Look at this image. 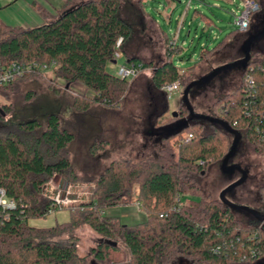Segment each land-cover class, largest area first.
Segmentation results:
<instances>
[{
	"label": "trees",
	"instance_id": "obj_1",
	"mask_svg": "<svg viewBox=\"0 0 264 264\" xmlns=\"http://www.w3.org/2000/svg\"><path fill=\"white\" fill-rule=\"evenodd\" d=\"M252 1L260 7L253 17L258 26L264 16V0ZM122 8V0H64L55 16L42 11L45 21L40 26L11 27L0 19V68L5 70L13 63L46 64L56 85L78 84L91 93L74 100L77 111L85 113L93 106L118 108L135 80L122 79L107 70L109 63L116 62L119 45L134 36ZM140 11L144 12L142 8ZM240 38L237 33L230 35L215 49L204 52L194 67L204 60V54H219ZM166 44V57L157 65L136 57H126L125 64H139L142 71L152 69L153 89L162 95L166 85L179 83L183 88L182 79L194 68L178 67L172 57L181 47L170 41ZM229 72L239 81L231 92L217 99L209 116L237 130L241 144L264 157L258 133L264 134V41L253 48L248 67L222 73L223 82ZM33 75L0 85V91L14 90L17 83ZM249 76L255 80L254 90L246 85ZM194 80L185 81L190 84ZM27 98L33 97L29 93ZM177 114V122L161 128L162 142L158 141L161 145L174 140L176 153L169 144L153 157L133 160L120 156L111 160L97 178L92 202L70 210L66 222L38 228L30 221L61 211L42 195V190L57 175L74 176L68 147L75 136L62 126L57 114H50L45 125L32 119L7 127V113L0 111V188L15 203L0 226V264H108L119 244L129 256L128 264H258L263 260L264 224L246 211L237 213L219 201L198 195L202 172L221 163L230 150L232 137L208 121L190 119L185 108ZM183 120L188 124L180 130L178 121ZM108 145L105 139L96 141L91 151L95 155ZM135 185V200L146 218L124 225L120 217L107 215L106 211L132 202ZM190 194L200 197V201L195 205L183 203L182 198ZM261 196L264 202V185ZM82 224L101 238L99 245L91 249L94 262L79 255L74 235L68 240L59 239ZM253 235L257 237L250 241ZM217 245L223 246V252L212 251ZM248 249L260 256L243 261Z\"/></svg>",
	"mask_w": 264,
	"mask_h": 264
},
{
	"label": "rangeland",
	"instance_id": "obj_2",
	"mask_svg": "<svg viewBox=\"0 0 264 264\" xmlns=\"http://www.w3.org/2000/svg\"><path fill=\"white\" fill-rule=\"evenodd\" d=\"M13 1L0 0V19L11 24L9 21L15 19V15L18 17L27 15L30 22L34 21L32 24L35 25H31V27L44 24L45 20L40 15L36 20L30 14V10L37 14L39 0H19L11 6L4 7ZM50 2L55 5V0H50ZM125 2L126 0L123 2L125 8L122 13L134 31L129 45L143 54L141 59L155 65L163 62L166 55L164 56L162 51H167L168 48L159 35L154 32L153 27H146L147 33H141L140 22L139 24L137 22L139 19L137 16L141 15L140 9L134 7L127 11ZM186 4L187 0H144L146 13L155 18L161 31L168 34L171 40L175 39L176 45L183 48L182 55L173 58V62L181 69L187 70L194 67L204 52L215 49L232 34L237 33L244 38L246 33L238 32L234 23L235 16H239L244 9L242 0H194L192 7L185 11ZM199 4L200 7H198ZM195 10L209 18L208 25L201 18L200 13H198L199 17L195 16ZM185 13H187L186 16H184ZM183 16L184 19L186 18L184 24L179 20ZM243 38L236 40L235 44L232 43L219 54H204V60L185 74L181 81L183 88L181 87L170 97L153 89L151 83L153 70L149 69L141 71L131 82L120 107L105 110L101 106H93L88 112L83 113L74 108V100L82 96H92L91 93L78 84L70 87H66L64 84L56 85L52 82V72L46 70L43 74L38 73L23 79L16 84L14 90L0 91V111L3 110L7 113L4 117L7 127L32 119H38L45 125L50 114H57L61 119L62 126L75 136L74 141L68 147L74 176H69L68 179L57 175L53 177V182L58 183L62 178H66L74 185L95 187L98 176L110 161L117 157L141 160L153 157L157 152H160L162 146L167 147L169 144V149L176 153L172 146L174 140H171L169 144L165 141L161 145L158 144V141L162 142L159 138L162 133L161 128L178 120L177 113L180 114L185 108L182 93L184 88L189 85L185 80L198 79L214 68L238 59ZM124 64L126 61L118 59L116 63H109L107 70L118 76V72ZM238 81L230 72L226 76L225 82L217 78L211 85L192 95L190 100L193 108L197 113L211 115L217 99L231 92ZM29 93L33 97L31 100L27 98ZM174 114L177 116L174 117ZM149 133H152L153 136H148ZM103 139L108 141V147L94 155L91 151L92 145ZM234 162L248 169L250 177L246 183L237 187L235 195H233L235 197L228 199L264 214V202L261 198L264 185V157L255 153L247 144L242 143L234 157ZM221 174L220 164H212L205 172H202V176H200L202 179L199 178L198 182L201 192L199 191L198 195L203 198L209 197V201L221 202L220 194L229 184L228 179ZM137 191L138 187L135 185L133 201L128 205L110 208L106 214L120 217L124 225L145 220L146 215L135 200ZM199 201L200 197L191 194L182 198V202L187 205H195ZM60 210L50 214L46 219L32 220L30 225L43 228L68 221L71 209ZM238 215V219H242V216ZM249 215L256 219L253 215ZM71 235L78 239L77 251L79 255L87 256L89 263L94 262L91 249L99 245L101 238L88 226L82 224L73 233L65 232L59 239L68 240ZM110 261L108 264L129 263V256L120 244L117 252H111ZM96 264L102 263L96 262Z\"/></svg>",
	"mask_w": 264,
	"mask_h": 264
},
{
	"label": "built area",
	"instance_id": "obj_3",
	"mask_svg": "<svg viewBox=\"0 0 264 264\" xmlns=\"http://www.w3.org/2000/svg\"><path fill=\"white\" fill-rule=\"evenodd\" d=\"M189 4L193 0H188ZM243 10L239 16H235L234 23L238 28V32L247 33L252 26L254 21V15L257 14L260 10L259 5L252 0H244L243 1ZM171 45H176L173 41L170 43ZM50 67L46 64H18L13 63L9 68L3 70L0 68V85H6L11 83L17 78L23 77L26 74H38L44 73L46 70H49ZM142 71V66L138 64V66H127L123 65L119 72L118 77L122 79H135ZM255 80L253 77H248L246 79V85L249 89H255ZM181 88L179 83H173L170 85H166L163 87L162 92L166 96H171ZM259 133V142L264 145V134L258 130ZM191 138V136H189ZM53 179V178H52ZM50 179L44 186L42 190V195L49 199L53 204L59 209H71L74 210L76 208L81 207L82 205L88 204L92 202L93 194L95 191V187L90 185H74L67 181V179L62 178L58 183L53 182ZM15 207V203L7 198L6 192L4 189L0 188V226L2 223L8 219L9 211ZM53 214V212H51ZM261 224H264L263 222ZM257 235L250 236L248 239L250 241L255 240ZM240 240L238 239L237 242ZM223 246H215L212 248V251L216 254L223 252ZM224 254H227V251H224ZM257 251L249 250L242 257L243 261H247L249 259H257L259 256Z\"/></svg>",
	"mask_w": 264,
	"mask_h": 264
},
{
	"label": "water",
	"instance_id": "obj_4",
	"mask_svg": "<svg viewBox=\"0 0 264 264\" xmlns=\"http://www.w3.org/2000/svg\"><path fill=\"white\" fill-rule=\"evenodd\" d=\"M243 42L239 48V58L224 64L220 67L213 69L208 74L192 81L189 85H187L182 93V101L185 105V109L189 112L190 119H197V120H205L211 123V125L216 126L223 130V132L229 134L232 137L231 147L228 154L224 157V159L220 163L221 171L225 175H230L234 171L241 170L243 176L236 182L230 184L227 188H225L220 194L221 202L228 208H231L233 211H246L253 215L257 221L260 223H264V214L259 213L257 210L250 208L248 206L239 205L231 200L228 199L227 194L233 192L237 187L241 186L246 178L247 172L242 169L239 164H232L229 165L230 161L235 157L241 141L242 136L241 134L229 126L224 121L214 118L209 115H204L197 113L191 104V97L193 94L197 93V91L205 89L207 86L211 85L217 78L221 77V74L228 71V70H245L248 67V64L252 57V50L255 45L259 44L260 42L264 41V16L260 25H254V21L252 23L251 29L245 34L243 38ZM177 116L174 114V117ZM188 124L187 120L179 121L178 125L180 130L183 127H186ZM258 264H264V259L261 260Z\"/></svg>",
	"mask_w": 264,
	"mask_h": 264
},
{
	"label": "crops",
	"instance_id": "obj_5",
	"mask_svg": "<svg viewBox=\"0 0 264 264\" xmlns=\"http://www.w3.org/2000/svg\"><path fill=\"white\" fill-rule=\"evenodd\" d=\"M17 1L19 0H14L13 2L9 3L8 5L4 6V7H8V6H11L13 4H15ZM124 0H122V4H123ZM126 6H127V11L130 10V8H134V7H137L141 10V8L143 9L144 12H141V15L140 16H137L139 17V21L137 20L138 24H139V28H141V33L145 34L147 33V29L146 27H153L154 28V32L157 33L160 37V39L162 40V42L164 43V45H166L167 47V41H170L171 42H175V39L174 40H171V38L169 37L168 34H166L165 32L161 31L159 26H158V22L155 20V18L151 17L148 13H146L145 11V5H144V0H126ZM192 3H194V0L189 4V1L187 0V4H186V10L187 11L188 9H190L192 6ZM199 3V2H198ZM38 7L36 9L37 11V14L34 13L32 10H30V14L33 16V18H36L39 19V15L44 19L45 17L41 15L42 11H44L46 14L49 15V17H53L55 16L63 7L64 5V0H55V5L50 2V0H39L38 2ZM3 7V8H4ZM198 7H200V4L198 5ZM124 4H123V8L124 9ZM195 16H198L199 17V14L200 12H198L197 10H195ZM201 14V13H200ZM187 13L184 14V16H186ZM202 17L204 19V22L208 25L209 24V19L207 18H204L203 14H201ZM184 16L181 18H179V20L181 21L182 24L185 23V19H184ZM15 19H12V21L9 23L11 24H8V22L4 21L2 18L1 20L8 26H11V27H17V28H28V27H31V25H35V24H32L33 22H30L31 20H29V17L26 15L25 17H18V16H14ZM125 18V16H124ZM126 19V18H125ZM168 19H170V16H168ZM45 20V19H44ZM127 20V19H126ZM180 23V24H181ZM132 40V39H131ZM130 40V41H131ZM130 41L127 42L126 44H120L118 49H117V52H116V61L118 59H122L124 61H126V57H136V58H143V54L139 51H137L136 49H133L129 44H130ZM179 46V45H177ZM181 47V46H180ZM182 51H183V48L181 47V50L175 54L173 57H172V60L175 56H180L182 55ZM163 55L165 56L166 55V50H163ZM116 63V62H115ZM136 79V78H135ZM150 135L148 136H153L152 133H149Z\"/></svg>",
	"mask_w": 264,
	"mask_h": 264
},
{
	"label": "flooded vegetation",
	"instance_id": "obj_6",
	"mask_svg": "<svg viewBox=\"0 0 264 264\" xmlns=\"http://www.w3.org/2000/svg\"><path fill=\"white\" fill-rule=\"evenodd\" d=\"M227 72V71H226ZM232 164H239V163H235L234 162V158L230 161V163H229V165H232ZM241 167H242V165L241 164H239ZM242 169L243 170H245L246 172H247V178H246V180H245V182L244 183H246L247 182V180L249 179V177H250V171L248 170V169H245L244 167H242ZM222 172V171H221ZM221 175H223L224 177H226L227 179H228V181H229V184L227 185V187L230 185V184H232L233 182H236V181H238L242 176H243V174H242V171L241 170H237V171H234L232 174H230V175H225V174H221ZM233 181V182H232ZM243 183V184H244ZM242 184V185H243ZM237 189V188H236ZM236 189L233 191V192H231V193H229V194H227V197L228 198H232L233 199V197H235V196H233V195H235V191H236ZM235 211V210H234ZM239 211H237V213H238ZM248 213V212H247ZM250 214V213H249Z\"/></svg>",
	"mask_w": 264,
	"mask_h": 264
}]
</instances>
